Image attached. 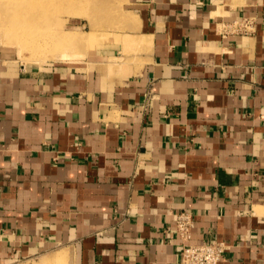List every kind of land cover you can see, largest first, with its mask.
Listing matches in <instances>:
<instances>
[{"label":"crops","instance_id":"obj_1","mask_svg":"<svg viewBox=\"0 0 264 264\" xmlns=\"http://www.w3.org/2000/svg\"><path fill=\"white\" fill-rule=\"evenodd\" d=\"M70 6L82 59L0 37V264H178L182 210L221 264H264V0Z\"/></svg>","mask_w":264,"mask_h":264},{"label":"rangeland","instance_id":"obj_2","mask_svg":"<svg viewBox=\"0 0 264 264\" xmlns=\"http://www.w3.org/2000/svg\"><path fill=\"white\" fill-rule=\"evenodd\" d=\"M24 0H11L9 4H4L0 2V37L2 38L3 46L7 50H10L9 52L16 58L18 63L22 64H45L50 62H62V61H70V60H79L84 57L85 52L91 48L94 45L95 39L93 34H88L89 27L88 26H82L81 24H77L73 22V17L75 15L81 14L80 12H84L87 17L89 18V9L86 8H77L76 6H70L67 2H58L57 0H44L42 2L46 5V3H49L50 6V14L49 16L44 15L42 19L43 26H39L41 33V36L36 39L38 43H41L44 40H47L48 42H52L53 38L47 39L48 33L53 32H63V33H69V34H76V35H82L83 37V43L77 45L82 46L81 48H76L75 45L70 47L66 52L69 53V57L64 58L60 53L62 52H51L48 57H37L32 55V51L29 49L21 50V44L19 41V37H21L24 32L27 31V29L30 28H38V25H33L29 21V17L31 12L34 8L38 6V1L41 2V0H33V4L27 8V13H24V16H26L25 20L22 19V17L19 18V20H16L14 22V14H15V8L14 3H22ZM75 0H73V3ZM46 2V3H45ZM79 12V13H78ZM21 15V14H20ZM83 15V13L81 14ZM86 17V16H85ZM99 18L100 16L97 15ZM105 20V18H104ZM40 24V25H41ZM42 27V28H41ZM5 29V30H4ZM44 32H43V31ZM47 33V34H45ZM46 37V38H45ZM42 38V39H40ZM39 40V41H38ZM35 42V41H34ZM33 44V42H32ZM45 58V59H44Z\"/></svg>","mask_w":264,"mask_h":264},{"label":"bare ground","instance_id":"obj_3","mask_svg":"<svg viewBox=\"0 0 264 264\" xmlns=\"http://www.w3.org/2000/svg\"><path fill=\"white\" fill-rule=\"evenodd\" d=\"M10 1L11 0H0V2H2L4 4H9ZM52 1H54V0H52ZM57 1L58 2H67L69 4L73 3V0H57ZM42 2H44V0H41V2L38 1V6L33 9V11L30 14V17H29V21L31 22V24L38 25V28L27 29V31L24 32V34L21 37H19V41H20V44L22 47L21 50L22 49L23 50L29 49L30 51H32L33 56L45 57V58L48 57V55H50L51 52H53V51L57 52L58 51V52H62V53H60V55H62L64 58H67L70 55L66 51L70 47H72V45L73 46L75 45L76 48L82 47L81 45L80 46H77V45L83 43V38H82L83 36L82 35H76L74 33H72V34L68 33L67 34V33H63L60 31H57V32L55 31L53 33L52 32L48 33V34L45 33L47 35H43V36H47V39L53 38L52 42H48L47 40L40 38L43 41L41 43H38L36 41V39H38L41 36V33L39 32L40 30H38V29H40L39 26H43V24H41L42 19L45 18L46 16H49L50 14H52V12H50L49 3L45 2L46 3V5H45ZM32 4H33V0H24L22 3L15 2L13 5L17 9L14 10L15 11L14 22H16V20H19L20 17H22V19L25 20L26 16H24V13H27V8H29ZM0 11H1V8H0ZM45 14H47V15H45ZM44 15H45V17H44ZM45 20H46V18H45ZM32 42H33V44H32Z\"/></svg>","mask_w":264,"mask_h":264},{"label":"built area","instance_id":"obj_4","mask_svg":"<svg viewBox=\"0 0 264 264\" xmlns=\"http://www.w3.org/2000/svg\"><path fill=\"white\" fill-rule=\"evenodd\" d=\"M250 18H245L236 25V30L251 26ZM195 215L189 210L179 211L176 215L175 229L180 238V257L178 264H221L226 245L222 241L192 243V231Z\"/></svg>","mask_w":264,"mask_h":264}]
</instances>
